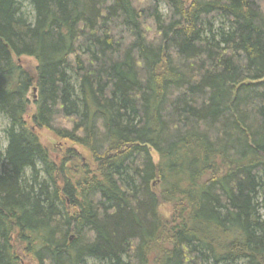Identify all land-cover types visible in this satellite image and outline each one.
I'll return each instance as SVG.
<instances>
[{"label":"trees","instance_id":"1","mask_svg":"<svg viewBox=\"0 0 264 264\" xmlns=\"http://www.w3.org/2000/svg\"><path fill=\"white\" fill-rule=\"evenodd\" d=\"M0 118V264H264V0H0Z\"/></svg>","mask_w":264,"mask_h":264},{"label":"rangeland","instance_id":"2","mask_svg":"<svg viewBox=\"0 0 264 264\" xmlns=\"http://www.w3.org/2000/svg\"><path fill=\"white\" fill-rule=\"evenodd\" d=\"M17 63L30 76H35L36 63H35V61L33 59L27 58V57H22V58L17 59ZM31 99L32 98H30V100ZM32 111H33V107L30 106L29 107V112L30 113L28 114V116L31 115ZM5 126H6V123L0 118V148L2 150L5 147L4 139H3V136H2V130L5 128ZM35 133L38 136L39 140L43 144H45V146H49V147H51L53 149V152H52V156H53L55 149L59 148V145H57L55 147V142H54L55 140H54L53 136L51 134H49L48 132H46L45 130H41V129L35 130ZM169 211L170 210H169V208L167 206H162L161 207V212L163 214H165L166 216L169 215Z\"/></svg>","mask_w":264,"mask_h":264}]
</instances>
